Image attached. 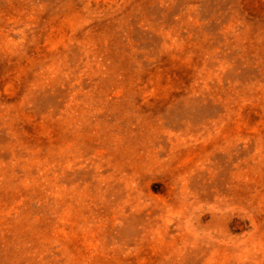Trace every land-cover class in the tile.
Instances as JSON below:
<instances>
[{
    "label": "rangeland",
    "instance_id": "1",
    "mask_svg": "<svg viewBox=\"0 0 264 264\" xmlns=\"http://www.w3.org/2000/svg\"><path fill=\"white\" fill-rule=\"evenodd\" d=\"M0 264H264V0H0Z\"/></svg>",
    "mask_w": 264,
    "mask_h": 264
}]
</instances>
